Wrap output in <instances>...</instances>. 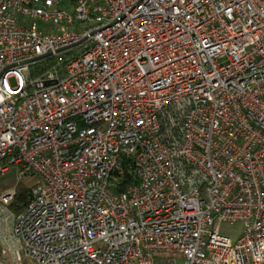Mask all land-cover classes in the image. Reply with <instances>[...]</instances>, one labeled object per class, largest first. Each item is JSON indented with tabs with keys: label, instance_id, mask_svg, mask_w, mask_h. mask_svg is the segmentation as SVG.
Listing matches in <instances>:
<instances>
[{
	"label": "built area",
	"instance_id": "2783aa9c",
	"mask_svg": "<svg viewBox=\"0 0 264 264\" xmlns=\"http://www.w3.org/2000/svg\"><path fill=\"white\" fill-rule=\"evenodd\" d=\"M0 249L264 264V0H0Z\"/></svg>",
	"mask_w": 264,
	"mask_h": 264
},
{
	"label": "rangeland",
	"instance_id": "374dc122",
	"mask_svg": "<svg viewBox=\"0 0 264 264\" xmlns=\"http://www.w3.org/2000/svg\"><path fill=\"white\" fill-rule=\"evenodd\" d=\"M30 182L33 183V181H24L21 182L18 189H27L29 190V185ZM221 234L230 237L232 240L236 241L242 234L243 232V224L241 222H238L236 224H231V223H224L221 226L220 229ZM1 250V249H0ZM0 260H3L7 262L8 264H13L11 255L8 256H1L0 252ZM27 264H34L31 261H26Z\"/></svg>",
	"mask_w": 264,
	"mask_h": 264
},
{
	"label": "trees",
	"instance_id": "16d2710c",
	"mask_svg": "<svg viewBox=\"0 0 264 264\" xmlns=\"http://www.w3.org/2000/svg\"><path fill=\"white\" fill-rule=\"evenodd\" d=\"M30 200V191L27 189H18L17 198L13 204L16 212H21Z\"/></svg>",
	"mask_w": 264,
	"mask_h": 264
},
{
	"label": "water",
	"instance_id": "95a60500",
	"mask_svg": "<svg viewBox=\"0 0 264 264\" xmlns=\"http://www.w3.org/2000/svg\"><path fill=\"white\" fill-rule=\"evenodd\" d=\"M47 85L49 84V83H46Z\"/></svg>",
	"mask_w": 264,
	"mask_h": 264
}]
</instances>
